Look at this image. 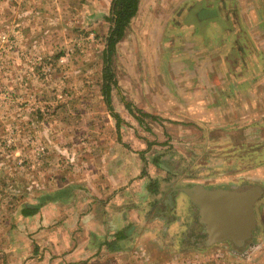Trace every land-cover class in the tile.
<instances>
[{"label":"rangeland","instance_id":"374dc122","mask_svg":"<svg viewBox=\"0 0 264 264\" xmlns=\"http://www.w3.org/2000/svg\"><path fill=\"white\" fill-rule=\"evenodd\" d=\"M243 2L248 3L245 15L237 14L238 8L229 12L239 36L262 43L264 0ZM110 7L111 0H0V217L10 213L19 202L29 201L51 178L69 177L77 168L101 164L100 154L117 147L121 127L128 130L134 126L135 116L144 117L143 124L138 122L135 128L137 138H141L137 158L151 161L158 157L162 163L166 157H172L179 167H187L191 174H196L190 175L192 178L186 184L207 181L209 186L244 188L251 183H264L263 165L252 174L244 169L215 173V164L209 163V158L203 166L200 157L191 158L184 150L193 146L197 155H204L208 150L201 146L211 141L202 139L206 135L217 138L223 132L209 122L211 116L232 117L221 128L235 133L238 137L234 141L239 146L246 144L239 136L241 133L249 131L257 138L254 141L259 142L253 144L256 165L263 158L258 155L264 145V138H260L264 135L261 102L257 107L220 108L211 101L205 114L209 118H203L197 105L195 109H175L192 116L186 121L179 119L182 116L176 112L172 118L167 117L165 108H158V104L170 103L164 98L166 87L170 93L185 88L184 97L194 96L197 93L192 87L200 80L197 72L205 70L214 84L221 78L218 74L222 66L231 67L216 57L214 61V53L207 50L212 51L215 46L203 44L200 35L193 30L188 34V27L180 25L188 18L165 16L166 12L152 6L137 11L140 14L131 18L110 55L117 87L110 90V105L107 104L101 83L106 36L111 25ZM242 18L249 23V30L241 28ZM255 41L250 40L245 48L252 50ZM252 58L254 55L246 60ZM255 63L254 60L252 65ZM177 68L195 73L189 79L183 78L181 88L171 76V69ZM262 79L263 75L255 76L253 81L262 84ZM125 102L128 104L124 106ZM137 105L147 107L154 117L141 115ZM118 111L128 120L122 118L117 124L114 113ZM133 119L134 124H130ZM217 142L213 141L216 149L226 145ZM126 147L134 146L127 141ZM221 167H225L223 162ZM154 168L162 171L157 165ZM197 173H205L206 177ZM263 204L261 195L254 204L256 223L251 236L240 247L230 239L206 243L195 206L182 242L188 249L186 253H171L166 258L168 263L264 264Z\"/></svg>","mask_w":264,"mask_h":264},{"label":"crops","instance_id":"0c3cea01","mask_svg":"<svg viewBox=\"0 0 264 264\" xmlns=\"http://www.w3.org/2000/svg\"><path fill=\"white\" fill-rule=\"evenodd\" d=\"M146 6L166 12L165 16L174 14L178 19L188 18L187 22H180L181 26L188 27V34L193 30L200 35V42L215 46L207 52L214 53L213 59L216 57L222 64L228 62L231 66L228 69L222 66L218 74L221 78L214 84L205 70L197 72L200 80L192 87L197 95L185 97L183 92L186 90L181 88V82L195 73H187L185 68L171 69V76L181 89H176L178 93L173 90L170 93L166 87L164 98L170 103L158 104V108H165V116L172 118V113L176 112L182 116L179 119L189 120L191 115L175 109H195L197 105L196 108L202 109L203 118H209L205 114L211 101L220 108L232 105L257 107L260 102L264 108V38L262 43L254 38L242 39L234 24L236 21L229 14L238 8L236 13L245 15L248 3L243 0H139L137 11ZM241 20V28L249 30V23ZM250 40L255 41L252 45L256 48L252 50L245 48ZM251 55H254L252 61L246 60ZM254 60L256 63L252 65ZM261 72L262 84L254 83V77H261ZM210 91L214 94L208 95ZM141 108L150 113L147 107ZM117 113L118 123L122 118L128 120L119 111ZM135 117L136 122L134 119L129 122H135L134 126L128 130L120 126L121 139L117 147L100 154L101 164L77 168L69 177L51 178L29 201L19 202L10 213L0 217V264H169L166 258L171 253H186L188 247H183L182 242L195 205L180 187L191 185L186 181L196 174H191L187 167H179L172 157H166L164 163L159 162L158 157L152 158L153 161L137 158V143L141 138H137L135 128L138 119L142 123L144 117ZM231 118L211 116L209 122L223 130L220 137L206 135L202 139L211 141V144L206 142L201 146L211 156L205 149L204 155H197L193 146L184 150L191 158L200 157L203 166L209 158V163L215 164V173L241 169L251 173L260 165L264 171V145L258 151L262 161L254 165L253 144L259 142L254 141L256 137L249 131L241 133L239 136L246 144L239 146L234 141L238 136L221 128ZM127 141L134 147L127 149ZM213 141L226 145L216 149L217 144L214 146ZM222 162L225 167H221ZM154 165L162 171H156ZM197 175L206 177L205 173ZM203 182L207 185V181ZM260 185L263 196L264 183ZM261 212L264 221V204ZM138 247L141 250L137 251ZM134 252L137 255H132Z\"/></svg>","mask_w":264,"mask_h":264},{"label":"water","instance_id":"95a60500","mask_svg":"<svg viewBox=\"0 0 264 264\" xmlns=\"http://www.w3.org/2000/svg\"><path fill=\"white\" fill-rule=\"evenodd\" d=\"M180 189L197 208L206 243L230 239L240 247L250 238L256 223L254 204L263 191L260 184L210 188L195 182Z\"/></svg>","mask_w":264,"mask_h":264},{"label":"trees","instance_id":"16d2710c","mask_svg":"<svg viewBox=\"0 0 264 264\" xmlns=\"http://www.w3.org/2000/svg\"><path fill=\"white\" fill-rule=\"evenodd\" d=\"M139 0H111L110 15L108 16L111 25L106 36V49L104 54V65L102 67V83L101 89L105 94V99L110 105V90L113 86L117 87V81L110 66V55L115 50L116 43L123 37L126 29L129 26L131 18L136 14L138 9ZM128 102H125L127 105ZM141 115H149L154 117L153 114L141 111L140 108L136 109ZM116 123L118 124V113H114ZM141 122V119H138Z\"/></svg>","mask_w":264,"mask_h":264}]
</instances>
